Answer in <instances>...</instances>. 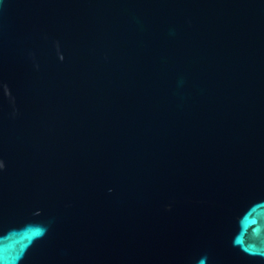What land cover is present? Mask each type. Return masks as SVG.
<instances>
[{
  "label": "water",
  "instance_id": "water-1",
  "mask_svg": "<svg viewBox=\"0 0 264 264\" xmlns=\"http://www.w3.org/2000/svg\"><path fill=\"white\" fill-rule=\"evenodd\" d=\"M0 264H264V0H0Z\"/></svg>",
  "mask_w": 264,
  "mask_h": 264
}]
</instances>
